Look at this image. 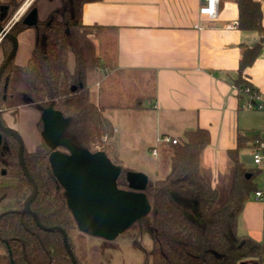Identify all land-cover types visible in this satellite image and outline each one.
Masks as SVG:
<instances>
[{
    "label": "trees",
    "instance_id": "16d2710c",
    "mask_svg": "<svg viewBox=\"0 0 264 264\" xmlns=\"http://www.w3.org/2000/svg\"><path fill=\"white\" fill-rule=\"evenodd\" d=\"M96 1L102 0H72V10L62 16L52 13L32 26L23 20L16 23L11 30L15 36L34 29V49L25 66L12 59L0 80V116L2 110L22 106L40 114L53 107L69 119L63 135L91 151L105 136L113 137V122L105 114L108 110L143 109L144 102L154 100L156 93L154 76L119 68L113 39L103 35L101 28L83 24V5ZM236 2L238 27L260 35L254 46L244 49L240 60L235 85L244 94L246 88L256 90L245 70L261 52L264 26L259 1ZM21 3L0 0L1 25H6ZM0 47L5 59L13 45L4 38ZM70 55L74 57L73 69L69 67ZM249 96L252 98L251 92ZM39 126L42 131L41 120ZM176 139L177 143L169 144V172L145 190L151 212L136 222L144 224L153 241L148 264H264V226L261 241L238 233L243 208L258 191L257 171L247 167L241 157L257 138L239 133L236 147L227 150L224 168L218 170L202 161L211 144L207 129L197 127ZM18 151V140L5 133L0 146V175L4 171L2 176L8 182L0 184V199L14 201L15 208L0 213V264H73L61 232L40 228L31 214L13 211L22 209L32 192ZM51 152L44 142L33 151L24 150L25 165L38 185L31 209L42 226H59L67 232L75 254L71 233L79 226L50 167Z\"/></svg>",
    "mask_w": 264,
    "mask_h": 264
},
{
    "label": "crops",
    "instance_id": "0c3cea01",
    "mask_svg": "<svg viewBox=\"0 0 264 264\" xmlns=\"http://www.w3.org/2000/svg\"><path fill=\"white\" fill-rule=\"evenodd\" d=\"M27 1L31 4L24 16L35 6L39 21L47 20L52 13L62 16L72 10V0H22L6 25ZM256 1L261 3L264 26V0ZM202 3L203 0L89 2L83 5L82 22L101 28L103 35L113 39L119 68L154 76L155 99L148 101V107L145 101L143 109L154 112L156 134L177 138L197 127L207 129L211 144L203 152L202 161L214 167L225 164L226 152L236 147L239 133L264 142V109L249 108L252 98L240 93L235 85L244 49L254 46L260 35L256 31H243L238 25L227 27L239 20L236 0H223L216 20L200 14ZM17 38L15 63L25 66L34 49L35 31L27 28ZM94 38L99 42L97 37ZM3 61L1 49L0 66ZM69 67L74 68L73 55H70ZM245 73L264 97V44L258 58ZM94 88L97 93L99 81ZM12 109L21 111V115L16 120L9 115L2 116L6 125L20 133L27 151L35 150L43 142L40 113L29 106ZM116 132L118 129L114 126L113 137ZM113 137H108L107 143ZM252 145L253 142L241 159L247 167L257 171L255 181L258 190L264 192V152L262 163L256 165L251 154ZM108 146L110 149L106 152L110 158L121 161L117 145L111 142ZM158 155L159 152L156 158ZM169 170L170 166L167 173ZM14 208L12 202L2 212ZM263 226L264 193L261 198L254 194L243 208L238 233L261 241Z\"/></svg>",
    "mask_w": 264,
    "mask_h": 264
},
{
    "label": "water",
    "instance_id": "95a60500",
    "mask_svg": "<svg viewBox=\"0 0 264 264\" xmlns=\"http://www.w3.org/2000/svg\"><path fill=\"white\" fill-rule=\"evenodd\" d=\"M21 19L30 26L37 24L38 10L31 9ZM21 19L13 17V26ZM13 26L6 27L0 24V42L7 38L13 45L0 66V80L18 50V38L11 32ZM40 120L43 124L41 131L43 142L52 149L49 156L50 167L65 191L67 206L78 222L79 229L90 231L93 236L106 240H115L151 212L152 205L145 192L149 185L147 174L127 171L125 179L129 189L120 188L119 177L122 174V167L113 162L105 151L81 148L66 138L63 133L69 119L61 111L48 107L41 112ZM3 132L11 134L18 140L19 162L32 187V192L24 201L22 209L13 211L31 214L40 228L61 232L72 263L78 264L69 244L67 232L59 226H42L37 214L31 209V203L38 194V185L30 176L24 162L25 145L22 136L14 128L5 125L0 118V145ZM59 148H65L67 152ZM1 174L4 175L5 172L2 171Z\"/></svg>",
    "mask_w": 264,
    "mask_h": 264
},
{
    "label": "rangeland",
    "instance_id": "374dc122",
    "mask_svg": "<svg viewBox=\"0 0 264 264\" xmlns=\"http://www.w3.org/2000/svg\"><path fill=\"white\" fill-rule=\"evenodd\" d=\"M145 106H149L148 101L145 102ZM153 113L147 109H111L105 113L118 129L111 142L118 147L120 166L123 169L119 183L123 187H126L124 186L127 183L125 177L129 170L145 172L149 177V184L167 174L171 148L162 141L157 142V136L159 138L162 135L156 134ZM5 115L12 116L16 120L21 115V111L16 109L2 110L1 116ZM104 138L93 146L92 151L102 150L106 152L110 149L108 144L111 145V142L107 143V136ZM153 147H156L159 152L157 158L151 154ZM107 155L109 156L108 153ZM114 161L118 160L115 159ZM204 163L206 162L204 161ZM215 165V170L224 168V164L220 165L221 167ZM7 182L8 179L0 175V184ZM11 201L0 199V212L7 205L14 203ZM71 242L75 248V255L82 264H148L151 262L150 253L153 241L142 223H136L115 240H106L102 237L93 236L87 231L77 229L71 233Z\"/></svg>",
    "mask_w": 264,
    "mask_h": 264
},
{
    "label": "built area",
    "instance_id": "2783aa9c",
    "mask_svg": "<svg viewBox=\"0 0 264 264\" xmlns=\"http://www.w3.org/2000/svg\"><path fill=\"white\" fill-rule=\"evenodd\" d=\"M223 0H203V3L200 7V14L202 16L207 17L208 19L211 20H216L219 15H220V7H221V3ZM31 1H27L26 4L21 7L19 9V11L17 12V14L14 16L15 19H21L22 16H24V14L26 13L27 8L30 6ZM13 19V18H12ZM11 21L7 24L6 27H12L13 26V22ZM238 25V22H235L234 24H230L227 27L228 28H233L235 26ZM245 93L250 95V92L252 93V102H250L248 104L249 108H260V109H264V97L261 93H259L257 90L255 91H251L250 88H246L244 90ZM1 111V109H0ZM106 139V138H104ZM162 141L166 144H175L177 143V139L169 136V135H162L161 137L157 138V142ZM263 152H264V142L260 141V140H256L255 142H253L252 148H251V154L254 160V163L256 165H260L262 163V159H263ZM151 154L156 157L158 154V150L156 147H153L151 149ZM263 191L262 190H258L255 193V196L257 198H261L263 196Z\"/></svg>",
    "mask_w": 264,
    "mask_h": 264
},
{
    "label": "flooded vegetation",
    "instance_id": "af4514ba",
    "mask_svg": "<svg viewBox=\"0 0 264 264\" xmlns=\"http://www.w3.org/2000/svg\"><path fill=\"white\" fill-rule=\"evenodd\" d=\"M22 20V19H21ZM7 26V25H6ZM15 26V25H14ZM13 26V27H14ZM0 118H1V121L6 125V123H5V121H4V118L2 117V116H0ZM8 126V125H7ZM4 134H5V132H3L2 133V143H1V145L3 144V137H4ZM0 145V146H1ZM59 150H61V151H64V152H67V150L65 149V148H59ZM124 189H129V187H128V185L126 186V188H124Z\"/></svg>",
    "mask_w": 264,
    "mask_h": 264
}]
</instances>
